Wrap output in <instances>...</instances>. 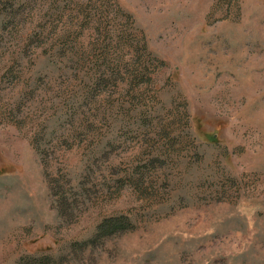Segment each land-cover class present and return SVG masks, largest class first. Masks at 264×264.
Wrapping results in <instances>:
<instances>
[{
  "label": "rangeland",
  "instance_id": "1",
  "mask_svg": "<svg viewBox=\"0 0 264 264\" xmlns=\"http://www.w3.org/2000/svg\"><path fill=\"white\" fill-rule=\"evenodd\" d=\"M30 1L0 32V264H264V0Z\"/></svg>",
  "mask_w": 264,
  "mask_h": 264
},
{
  "label": "trees",
  "instance_id": "2",
  "mask_svg": "<svg viewBox=\"0 0 264 264\" xmlns=\"http://www.w3.org/2000/svg\"><path fill=\"white\" fill-rule=\"evenodd\" d=\"M32 4H36V2L34 3L33 1H30V0H0V32L5 33L7 28L9 29L20 28L21 21L24 20V19L21 20V18L24 15H27L33 9ZM38 33L39 35L37 33L26 32L23 35V38L21 40L25 41L27 36L29 37V39H32L35 37L40 38V34H42V32L40 31ZM60 47H64V45ZM66 47L69 48L70 46L66 45ZM62 55L64 54H60V56ZM98 70L99 69H97L96 74L99 75L100 71L98 72ZM97 83H99V81H96V84ZM102 227H106V230L104 233L105 235V234H108L107 228H111L113 232H117L118 230H122V229L125 230L126 225L124 223L123 217H119L117 220L104 221L103 224H101L98 227V229Z\"/></svg>",
  "mask_w": 264,
  "mask_h": 264
}]
</instances>
